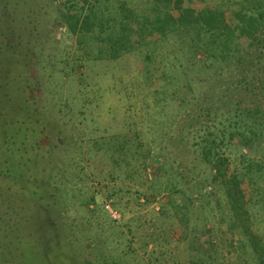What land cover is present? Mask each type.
I'll list each match as a JSON object with an SVG mask.
<instances>
[{"label":"trees","instance_id":"trees-1","mask_svg":"<svg viewBox=\"0 0 264 264\" xmlns=\"http://www.w3.org/2000/svg\"><path fill=\"white\" fill-rule=\"evenodd\" d=\"M56 1L46 0L45 5L51 4L55 18H60L68 33L84 45L79 58L86 61L92 57L91 43L97 44L94 50L99 49V53L109 48L112 59L143 44L148 48L170 43L174 60L160 69V77L167 82L178 78L173 90L184 95L189 92L190 98L197 100L195 106L191 105L192 112L177 123L179 141L188 137L190 145L187 142L180 146L185 149L183 155L167 152L173 164L183 169L163 167L159 179L160 184L165 181L170 195L167 203H160V215L165 216L164 209H173L177 222L170 225L188 233L203 230L207 236L206 247H195L190 258L178 264H264V0H135L126 6L120 0H102L99 9L94 5L96 1L81 0L80 5L67 0L70 5L61 6ZM27 5L26 0H0V206L14 213L11 227L17 230L5 241L11 264L41 263L38 259L29 261V256L35 254L27 252L38 251L37 244L42 247L43 233L35 224L29 226L27 219L33 217L35 207L40 208L36 224L46 219L50 225L53 210L47 209L56 198L54 192L49 194L46 183L55 173L50 147H58L59 142L53 143L54 126L43 117L35 73L39 67L36 46L27 28L32 24L33 9ZM234 6L240 9L223 11ZM45 23L51 27L54 20ZM167 82L164 101L170 87ZM203 84L217 92L196 98L198 86ZM157 103L160 109L153 113L157 118L155 135L165 126L172 127L165 121L168 115L164 104L160 99ZM181 107L183 104L177 105L176 110ZM150 142L155 144L157 140ZM125 148L131 153V146ZM138 149L145 159L150 150L141 142ZM180 157L198 164L192 168L193 177L189 176V168L177 161ZM185 184L192 185L195 197L187 193ZM145 201L151 200L146 196ZM82 204L87 209L91 205L87 199ZM43 206L49 208L44 211ZM176 207L184 210L178 212ZM214 220L217 225H213ZM221 226H226L225 231ZM216 227L219 237L213 233ZM46 232L51 233L48 229ZM65 233L62 235L69 239L70 234ZM27 234L36 241L26 242ZM183 239L187 241V237ZM196 240L191 239V244ZM68 253L60 246L58 254H41L42 261L99 264L95 258L82 259L80 253Z\"/></svg>","mask_w":264,"mask_h":264},{"label":"rangeland","instance_id":"rangeland-1","mask_svg":"<svg viewBox=\"0 0 264 264\" xmlns=\"http://www.w3.org/2000/svg\"><path fill=\"white\" fill-rule=\"evenodd\" d=\"M26 1V8L33 9L32 24L27 28L36 46L35 61L39 67L35 73L40 85L43 117L54 126L53 143L59 142L58 147H50L55 173L46 183L49 194L54 192L56 196L55 206L44 207L45 201L42 202L44 211L45 208L53 210V220H50V225L46 219L36 224L39 219L36 216H41L40 208L36 207L33 217L27 219L29 226L35 224L43 233L40 236L42 247L37 244L38 251L28 250L27 254H35L29 256V261L38 259L40 264H44L41 254H58L60 246L70 251L68 254L74 251L80 253L82 259L95 258L99 264H115L118 261L121 264H178L189 259L195 247L207 246L206 234H202L203 230L188 233V230L184 232L170 225L177 222L173 209H164L165 216L160 215V203L165 204L170 198L165 190V181L159 183L164 172L162 168L183 169L173 164L167 152L183 155L185 149L180 146H185L187 142L190 145L188 137L179 141L181 135L177 123L192 112L197 101L190 98L189 92L184 95L173 90L179 82L178 78L174 81L168 79V82L173 81L174 86L172 88L171 81L165 93L166 100L163 99L167 80L160 77V69L174 60L169 50L170 43H158L148 48H144L146 44H143L133 52L114 59L109 54V48L99 53V49L94 50L97 44L91 43L94 48L90 54L92 57L84 61V58H79L84 45L78 43L75 35L68 33L60 18H55L56 12L51 4L45 5L46 0ZM88 1H96L94 5L97 9L102 5V0ZM134 1L120 0L125 6ZM72 2L82 4L81 0ZM55 3L70 5L67 0ZM239 9L234 6L223 11L232 13ZM85 11L86 7L83 14ZM52 19L54 23L49 27L45 22ZM72 67L75 68L73 71ZM166 72L170 74L167 69ZM198 87L196 98L200 94L217 92L204 84ZM157 99L164 104L168 115L165 121L172 127L168 129L165 126L162 133L155 135L157 118L153 113L160 109ZM180 104L183 107L176 110ZM152 139L157 142L152 144ZM140 142L150 150L145 159L139 155ZM125 146H131V153L126 152ZM159 155L163 156L157 161ZM177 161L183 162V166L190 170L189 176L193 177L192 168L194 165L198 167V164L184 157ZM70 174L73 181L69 180ZM191 186L185 184L184 188L195 197L197 194ZM112 193L113 196L108 199L107 196ZM146 196L150 202L145 201ZM85 199L91 203L88 209L82 204ZM107 199L122 213L123 219L118 224L113 223L103 210L102 201ZM176 210L179 212L184 207H176ZM193 210L196 216H200L196 208ZM13 217L9 207L0 206V264H11V254H7L5 241L17 230L11 227ZM217 224L218 221L214 220L213 225ZM221 228L225 231L226 226ZM214 231L219 237L217 227ZM62 232L70 234L69 239ZM27 237L24 240L28 243L36 241L33 235L27 234ZM184 237H187L185 242ZM195 237L197 240L192 245L190 241Z\"/></svg>","mask_w":264,"mask_h":264},{"label":"built area","instance_id":"built-area-1","mask_svg":"<svg viewBox=\"0 0 264 264\" xmlns=\"http://www.w3.org/2000/svg\"><path fill=\"white\" fill-rule=\"evenodd\" d=\"M103 204V209L106 211L108 217L110 218V220L115 223L118 224L122 221L123 216L122 213L118 210H115L112 208L110 201H102Z\"/></svg>","mask_w":264,"mask_h":264}]
</instances>
